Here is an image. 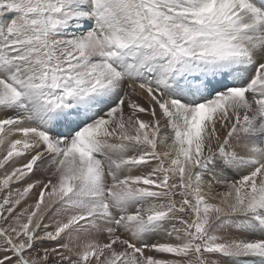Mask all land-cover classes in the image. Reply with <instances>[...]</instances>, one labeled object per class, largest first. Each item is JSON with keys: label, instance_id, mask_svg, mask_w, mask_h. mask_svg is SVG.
I'll return each mask as SVG.
<instances>
[{"label": "snow or ice", "instance_id": "6c2138e0", "mask_svg": "<svg viewBox=\"0 0 264 264\" xmlns=\"http://www.w3.org/2000/svg\"><path fill=\"white\" fill-rule=\"evenodd\" d=\"M0 264H264V0H0Z\"/></svg>", "mask_w": 264, "mask_h": 264}]
</instances>
